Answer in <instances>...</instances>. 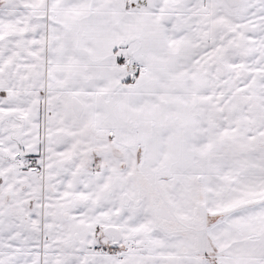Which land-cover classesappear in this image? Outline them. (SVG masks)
I'll return each instance as SVG.
<instances>
[{
	"label": "snow or ice",
	"instance_id": "obj_1",
	"mask_svg": "<svg viewBox=\"0 0 264 264\" xmlns=\"http://www.w3.org/2000/svg\"><path fill=\"white\" fill-rule=\"evenodd\" d=\"M0 264H264V0H0Z\"/></svg>",
	"mask_w": 264,
	"mask_h": 264
}]
</instances>
